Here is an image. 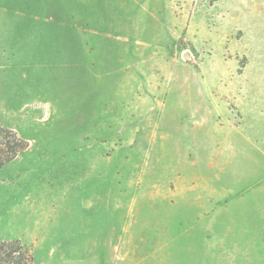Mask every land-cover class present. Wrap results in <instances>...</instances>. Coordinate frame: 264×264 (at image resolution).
Returning <instances> with one entry per match:
<instances>
[{
    "label": "rangeland",
    "instance_id": "rangeland-1",
    "mask_svg": "<svg viewBox=\"0 0 264 264\" xmlns=\"http://www.w3.org/2000/svg\"><path fill=\"white\" fill-rule=\"evenodd\" d=\"M0 47L27 64L0 69V125L28 143L0 241L35 264H264V0H0Z\"/></svg>",
    "mask_w": 264,
    "mask_h": 264
},
{
    "label": "trees",
    "instance_id": "trees-1",
    "mask_svg": "<svg viewBox=\"0 0 264 264\" xmlns=\"http://www.w3.org/2000/svg\"><path fill=\"white\" fill-rule=\"evenodd\" d=\"M28 143L11 129L0 125V169L14 161ZM0 264H35L28 248L19 241H0Z\"/></svg>",
    "mask_w": 264,
    "mask_h": 264
},
{
    "label": "crops",
    "instance_id": "crops-1",
    "mask_svg": "<svg viewBox=\"0 0 264 264\" xmlns=\"http://www.w3.org/2000/svg\"><path fill=\"white\" fill-rule=\"evenodd\" d=\"M0 49H3L1 52H2V56L3 57H5L4 58V60L5 61H3V63L1 64L2 66H0V69L2 70V71H7V70H9L10 71V73H12V79L13 80H21V81H24L25 79H27V75H25V72H26V68H27V64H26V66H25V64H24V61L23 60H20L17 64H15L16 63V61L15 62H13L12 61V50H10L9 49V51H7V50H5L4 48H2V47H0ZM20 56H22V55H20ZM19 56V57H20ZM26 62V61H25ZM40 66H42V64L41 63H36V70H38V71H40L37 67H40ZM45 67H46V63H45ZM29 74V73H28ZM14 75H18V76H15L14 77ZM8 89H10V88H12V86H8L7 87ZM21 88H24V87H21ZM25 89H26V87H25ZM23 91V89H21V92ZM19 92V91H18ZM18 92H16V93H18ZM12 95H14V93L12 94ZM78 244V245H77ZM77 244H75L73 241H71V243L70 244H68L67 246L65 245L64 247L66 248V247H71V248H78L79 247V242H78V240H77ZM60 254H65V252L64 251H62V252H60Z\"/></svg>",
    "mask_w": 264,
    "mask_h": 264
},
{
    "label": "water",
    "instance_id": "water-1",
    "mask_svg": "<svg viewBox=\"0 0 264 264\" xmlns=\"http://www.w3.org/2000/svg\"><path fill=\"white\" fill-rule=\"evenodd\" d=\"M184 58L188 59L189 58V54H184Z\"/></svg>",
    "mask_w": 264,
    "mask_h": 264
}]
</instances>
